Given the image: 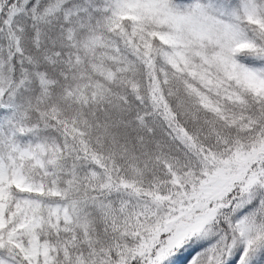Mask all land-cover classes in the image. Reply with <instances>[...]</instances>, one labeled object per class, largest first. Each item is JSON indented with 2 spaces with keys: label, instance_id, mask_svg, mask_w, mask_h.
<instances>
[{
  "label": "snow or ice",
  "instance_id": "6c2138e0",
  "mask_svg": "<svg viewBox=\"0 0 264 264\" xmlns=\"http://www.w3.org/2000/svg\"><path fill=\"white\" fill-rule=\"evenodd\" d=\"M0 264H264V0H0Z\"/></svg>",
  "mask_w": 264,
  "mask_h": 264
}]
</instances>
